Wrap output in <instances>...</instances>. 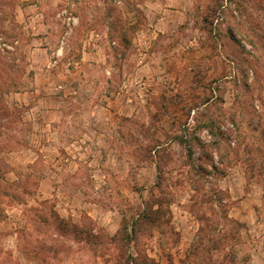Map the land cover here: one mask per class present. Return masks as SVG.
<instances>
[{
  "label": "rangeland",
  "instance_id": "rangeland-1",
  "mask_svg": "<svg viewBox=\"0 0 264 264\" xmlns=\"http://www.w3.org/2000/svg\"><path fill=\"white\" fill-rule=\"evenodd\" d=\"M157 4L0 0V264H264V0Z\"/></svg>",
  "mask_w": 264,
  "mask_h": 264
},
{
  "label": "trees",
  "instance_id": "trees-1",
  "mask_svg": "<svg viewBox=\"0 0 264 264\" xmlns=\"http://www.w3.org/2000/svg\"><path fill=\"white\" fill-rule=\"evenodd\" d=\"M148 217H145L144 219L147 220ZM201 220V219H200ZM136 227H137V221H132L131 222V228H130V232H128V226L125 225L121 228V232H118L120 235V242H122L125 246V248L128 250L130 247V244L133 240V236L135 235V231H136ZM201 232V231H200ZM129 233H132V236L130 237ZM85 235V240H88V234L84 233ZM206 243H209L208 241ZM215 251V248H212V243L210 245L205 244L202 242L201 237H199L196 242L194 243V245H192V248L190 250V252L188 253V257L190 256H194V257H202L203 252H213ZM123 264H155L153 260L148 259L146 257L141 258L140 262L137 261V258L131 257L130 255H125V257L122 259Z\"/></svg>",
  "mask_w": 264,
  "mask_h": 264
},
{
  "label": "crops",
  "instance_id": "crops-1",
  "mask_svg": "<svg viewBox=\"0 0 264 264\" xmlns=\"http://www.w3.org/2000/svg\"><path fill=\"white\" fill-rule=\"evenodd\" d=\"M174 1L175 3L178 4V5H174L175 7H177V10L175 12H179L180 10H183V8H186V6H188L187 3L189 4V0H158V4L162 7L163 10L168 11V7L172 6L171 4H173ZM182 3H185V5ZM170 22L171 21L167 19V17H163V16L159 18L157 17L156 21H153L151 25L150 24L148 25V26H152L151 30L148 29V31H151L150 34H154L155 36H157L159 33L165 32L162 30L163 26L168 29L170 28V26L173 27V25H170L171 24ZM155 36L152 38H156ZM32 39L36 41H41L43 39L46 40L47 37H45V35H42V36L34 35ZM37 52H39L40 55L42 56L44 55V57L45 55L48 56V48L46 47L32 49L31 55L33 54L36 55ZM33 67H37V66H33Z\"/></svg>",
  "mask_w": 264,
  "mask_h": 264
},
{
  "label": "built area",
  "instance_id": "built-area-1",
  "mask_svg": "<svg viewBox=\"0 0 264 264\" xmlns=\"http://www.w3.org/2000/svg\"><path fill=\"white\" fill-rule=\"evenodd\" d=\"M231 127H232V125L230 124V125H229V128H231Z\"/></svg>",
  "mask_w": 264,
  "mask_h": 264
}]
</instances>
